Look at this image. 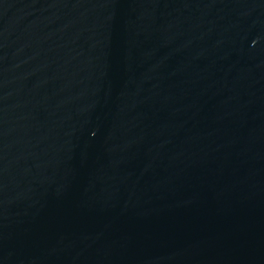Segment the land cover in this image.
<instances>
[{"label":"water","instance_id":"water-1","mask_svg":"<svg viewBox=\"0 0 264 264\" xmlns=\"http://www.w3.org/2000/svg\"><path fill=\"white\" fill-rule=\"evenodd\" d=\"M0 264H264V0H0Z\"/></svg>","mask_w":264,"mask_h":264}]
</instances>
